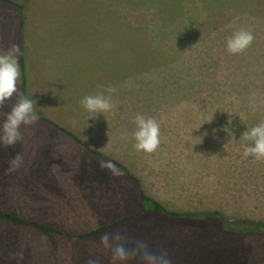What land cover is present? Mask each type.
Listing matches in <instances>:
<instances>
[{"label":"rangeland","instance_id":"rangeland-1","mask_svg":"<svg viewBox=\"0 0 264 264\" xmlns=\"http://www.w3.org/2000/svg\"><path fill=\"white\" fill-rule=\"evenodd\" d=\"M14 1L24 3L27 31H36L29 82L48 85V68L68 74L65 89L72 92L116 89L112 110L97 116L110 132H98L89 147L124 163L170 210H220L231 227L264 225V159L246 157L250 142L240 138L264 121L263 0ZM17 12L0 0V50L18 42L12 34L13 26L19 30ZM52 27L57 31H45ZM241 28L254 40L230 54L226 39ZM37 63L46 67L42 74ZM18 88L19 95L0 106V123L21 99V76ZM46 91L34 92L36 110L52 103ZM137 114L159 124L152 153L134 147ZM45 126L52 129L42 120L22 126L20 141L0 146V210L81 234L142 209L138 188L118 166L70 134L54 129L46 140ZM66 147L64 157L58 148ZM17 155L22 161L13 169ZM102 161L119 174L102 169ZM117 233L129 249L144 241L170 264H264V235L223 231L210 220L148 215L104 234ZM102 235L76 240L0 220V264H114ZM123 264L142 261L131 257Z\"/></svg>","mask_w":264,"mask_h":264},{"label":"clouds","instance_id":"clouds-1","mask_svg":"<svg viewBox=\"0 0 264 264\" xmlns=\"http://www.w3.org/2000/svg\"><path fill=\"white\" fill-rule=\"evenodd\" d=\"M253 40L254 36L251 31L241 28L227 37L226 49L230 54H239L247 49ZM20 56V48L15 44L7 50H0V106L14 95H19ZM115 92L114 87L106 86L100 93L86 95L80 101L88 120L112 110L114 105L111 103L110 96ZM35 106L36 101L32 97H24L11 107V110L5 114L3 123H0V146L15 145L22 139L21 127L30 126L39 121V113ZM134 124L135 130L132 136L135 149L146 153L154 152L160 143V127L157 121L152 117L137 114ZM240 138L250 142L244 152L246 157L255 160L264 159V121L247 129ZM21 161L22 158L17 155L10 161L11 168L19 167ZM100 167L108 168L115 174H119L110 162L102 161ZM122 239L118 233L103 234L100 238L102 247L111 251L114 264L117 262L123 264L131 257H139L142 264H170L165 254L152 252L144 241H137L135 246L129 249L121 242ZM89 264H95V261H89Z\"/></svg>","mask_w":264,"mask_h":264},{"label":"crops","instance_id":"crops-1","mask_svg":"<svg viewBox=\"0 0 264 264\" xmlns=\"http://www.w3.org/2000/svg\"><path fill=\"white\" fill-rule=\"evenodd\" d=\"M14 6V5H13ZM11 8V7H9ZM13 9V8H11ZM17 9V8H16ZM18 10V9H17ZM19 30H16L13 26V33L14 36L17 38V46H19L20 51H21V56H20V71H21V60L23 58L24 60V65H25V70H26V93L27 97L29 98L30 93L32 92L33 99H39L36 97L34 92L38 91L41 93L42 91H46V101L47 98L49 97L50 100H52V103L50 105L41 104V108L39 110H36L39 113V116L52 121L56 125H58L60 128L56 127L54 124H51L47 122L49 126L52 127V129H49L48 127L45 126V129H43V132L45 133L44 138L46 140L52 139L54 137V132L53 130H57L61 133H66V131L74 134L77 138H79L85 145H89L95 139L97 138V133L103 131L102 129L104 128V125L100 123V117H96L94 119H89L87 118L86 113L84 112L80 101L86 96V95H95L94 91L95 88L92 89V91L88 94H83L81 93L78 88L73 89V92L70 90L65 89L67 83L69 82V77L68 74L65 76L61 71H53V74L51 71L47 68V70H44V78H46V83L48 85H40L37 80L33 81L32 80L29 82L27 75H28V61L31 59V54L33 50V44H34V37L32 35L34 34V31H27V27L25 28V23H24V30L21 28V21H20V14L19 12ZM25 17V15H24ZM14 21V20H13ZM40 24V23H39ZM14 25V23H13ZM36 28H39V25L35 26ZM45 31H57L55 28H51L49 30ZM60 31V30H59ZM11 36V35H10ZM37 70L40 72V74L43 73V68L46 67H41L40 64L37 63L35 64ZM34 67V65H33ZM49 67V65H47ZM35 77V75H34ZM33 77V79H34ZM34 83V84H33ZM46 86V87H45ZM36 89V90H34ZM98 93V92H97ZM40 97V95H39ZM21 98H23V92H22V75H21ZM41 100V99H40ZM69 116L70 118L68 119V123L64 121H59V117H65ZM40 120V119H39ZM45 122V120H42ZM106 128L109 127V125H105ZM64 129V130H63ZM103 132H110V131H103ZM84 146V145H83ZM45 147V146H44ZM43 147V148H44ZM85 147V146H84ZM50 150V146L48 147L47 151ZM60 151V154L62 156L69 155L70 149L69 147L64 148H58ZM46 151V152H47ZM52 151L47 152L46 157L49 158L48 161L51 162L53 157V154H51Z\"/></svg>","mask_w":264,"mask_h":264},{"label":"trees","instance_id":"trees-1","mask_svg":"<svg viewBox=\"0 0 264 264\" xmlns=\"http://www.w3.org/2000/svg\"><path fill=\"white\" fill-rule=\"evenodd\" d=\"M4 1L13 4L18 9V12L20 14L21 28L24 30V3L17 2L14 0H4ZM21 75H22V92H23V98H24V97H27V93H26V70H25L23 58L21 60ZM39 119L45 120L51 124H54L56 127L60 128L58 125H56L52 121L46 120L42 117H40ZM65 132L70 134L77 142L84 145L85 148L89 150L90 152L94 153L97 156L103 157L106 160L118 166L126 174L129 180H131L133 184L138 188L142 209L136 214H130V215L123 216L122 218L115 220L109 224L99 226L95 229H92L90 231H87L81 234L68 233L53 225L23 219L15 214L4 212L2 210H0V220L7 221L15 225L31 227L45 234L59 235V236L76 239V240H86V239L94 238L98 235L107 233L111 230H115L119 228L120 226L126 224L127 222H130L136 217L148 216V215H154V216L162 217L167 220H173V221L201 222V221L210 220V221H214L218 223L219 227L223 231L233 232L237 234L258 233V234L264 235V225H260V224L246 225L243 227L229 226L228 217L226 216L224 212L220 210L201 211V212H198V211L197 212H190V211L178 212V211H173V210L168 209L159 200L152 197L146 192L141 179L136 174H134L132 170L128 168L124 163H122L118 159L113 158L99 150L93 149L89 147L88 145H85L74 134L66 130Z\"/></svg>","mask_w":264,"mask_h":264}]
</instances>
